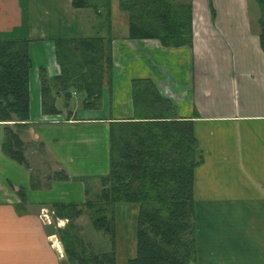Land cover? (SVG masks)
<instances>
[{
  "label": "crops",
  "instance_id": "obj_1",
  "mask_svg": "<svg viewBox=\"0 0 264 264\" xmlns=\"http://www.w3.org/2000/svg\"><path fill=\"white\" fill-rule=\"evenodd\" d=\"M177 1L192 6L191 47L164 48L157 40L128 39L126 16L112 1V58L101 102L79 117L83 107L73 92L67 103L70 109H63L64 99L56 97L59 113L41 112L39 72L43 69L48 78L58 76L55 41L92 35L95 19L86 22L83 10L74 9L71 0H0V39L28 41L32 63L29 121L10 123L24 145L27 167L3 155L0 123V264H69L42 216L51 204H82L86 186L73 178L95 175L97 168L75 172L79 166L69 158L71 148L49 131L103 127L108 168L104 165L99 175H106L108 123L130 116L136 80L151 81L176 107L178 117L194 122V136L203 152L193 184L196 264H264V53L258 24L252 20L250 0ZM99 109L108 115L93 116ZM36 142L43 147L34 145L33 153L31 144ZM35 161L37 168L32 166ZM77 162L82 165L81 159ZM48 165L55 172L63 170L70 180L49 187ZM19 189L26 202L22 211L16 208ZM128 208L136 225L137 205ZM121 223L116 222L115 229L116 264L118 253L123 261L131 242L128 222L120 230Z\"/></svg>",
  "mask_w": 264,
  "mask_h": 264
},
{
  "label": "trees",
  "instance_id": "obj_2",
  "mask_svg": "<svg viewBox=\"0 0 264 264\" xmlns=\"http://www.w3.org/2000/svg\"><path fill=\"white\" fill-rule=\"evenodd\" d=\"M113 0H71L74 9L91 10L92 35L57 40L55 58L60 74L39 72L41 112L56 115L55 98L68 103L71 92L83 109L100 102L103 79L111 66L109 45ZM259 9V44L264 53V0ZM128 22V39L157 40L164 48L191 47L192 6L177 0H117ZM29 42L0 39V123L4 124L1 151L8 159L28 166L24 145L8 126L29 121ZM107 51V52H105ZM130 116L108 123L109 170L99 177V191L85 187L82 204H51L56 219L67 220L56 229L69 264H116L114 207L137 205L135 255L126 264H196L194 170L203 152L194 136V122L178 117L176 107L149 80L132 82ZM69 117L70 114H67ZM61 174V173H60ZM62 175V174H61ZM64 176V175H63ZM55 177V176H54ZM80 181L89 182L87 178ZM25 208L24 192L19 189ZM85 209L96 232L108 238L110 251L97 254L77 234L73 222Z\"/></svg>",
  "mask_w": 264,
  "mask_h": 264
},
{
  "label": "rangeland",
  "instance_id": "obj_3",
  "mask_svg": "<svg viewBox=\"0 0 264 264\" xmlns=\"http://www.w3.org/2000/svg\"><path fill=\"white\" fill-rule=\"evenodd\" d=\"M114 1L117 2V0H114ZM249 8H250V11L253 17L252 20L257 22V19L259 17V9H257V6L253 0L249 1ZM83 14H84V19L85 20L87 19L86 22H89L91 19H95L94 13L89 9L83 10ZM111 21H112V18H111ZM109 50H110V53H112L111 43L109 45ZM111 58H112V55H111ZM65 108L70 109L68 107V104L66 105V103H64L63 109ZM79 112H80L79 117H81L84 115L83 113L86 112V110L82 109ZM99 115H108V111L106 112L105 109H99L97 110V112L93 114V116H99ZM8 126L12 128L10 124H8ZM4 127L5 125L3 124V128ZM49 134L50 136H54V137H58V136L62 137L64 139L62 142L63 146L66 148L68 147L71 148L69 149V158H72V160L76 162V165L79 166V167H75V172L76 171L83 172V170H93L97 168L96 170L97 172L93 171V172H96L95 175L92 174V172L84 174L86 175V177L84 178H87L89 182L80 181L82 178H73L74 180L72 179L73 181L82 182L87 188L91 190L90 192L92 194H89V196L93 197V195L98 193L99 191V177H100L99 172L103 169L104 165H106V167L108 168L107 156H106V160L104 159V151L106 150L105 148L106 141L104 140V128L99 127V125H97V127L95 126L87 127V125H82L78 128L75 127L74 129H69L68 131L67 130L65 131L52 130V131H49ZM56 134H59V135H56ZM2 141H3V137H2ZM39 144H41V142L32 143L31 148H33L34 145H36L35 148L37 147L42 148L43 145L42 144L39 145ZM73 146H75L77 150L75 149L72 150ZM28 151H30L29 147H28ZM33 151L36 152L34 148L32 149V152ZM77 159H81V164H82L81 166L79 165V162H77ZM36 162L37 161L33 162L34 165H32L35 168L38 167V164ZM48 164L51 165V163L49 162ZM49 165L47 169L48 170L47 174L45 175V179H47L49 187L52 184V182L70 180L63 170L55 172L50 169ZM34 176H36L37 178L38 175L35 174ZM34 180H35V177L32 180V184ZM58 192L59 191H55L56 194ZM69 193L71 194V191ZM71 197H73V194L69 195V199ZM85 199H86V195H85ZM129 208H128V205H122V204H117L114 207L115 229H116V222L121 223L120 220L123 221L121 225H119L120 230L122 229V224H125L128 222L127 230L131 238V242L127 246V251L125 254H123L124 256H122V258H124L123 261L119 258V256L121 255L120 253H118V259H117L118 264H121V263L125 264V262L128 259L132 258L135 255V242H136V227L135 226L136 225L134 223V215L131 214V211L129 210ZM47 211H48L47 214L44 213V215L48 216V213H49L50 216L48 217V221L42 215L41 216L43 217L42 220L44 221V224L48 225L47 227L48 231L51 230V232L54 233L56 232V229L64 228V226L67 224V220L63 221V226L58 227L59 224L61 223L59 221L60 219H56L54 216V213L50 209ZM82 212H83L82 216L73 222V224L75 225V228L77 229V234L79 235V237L83 240V242L86 245H88V247L92 249L93 252L97 254L109 252L111 248H110V243L108 241V238L105 237L103 234L96 232L91 225L88 212L85 209H82ZM59 247H60V244H59Z\"/></svg>",
  "mask_w": 264,
  "mask_h": 264
},
{
  "label": "bare ground",
  "instance_id": "obj_4",
  "mask_svg": "<svg viewBox=\"0 0 264 264\" xmlns=\"http://www.w3.org/2000/svg\"><path fill=\"white\" fill-rule=\"evenodd\" d=\"M60 224H62L61 226H63V221H62V223H60ZM53 240H54L55 244L57 245L56 248H58L59 252H62L61 247H59V241L56 240V239H54V238H53Z\"/></svg>",
  "mask_w": 264,
  "mask_h": 264
},
{
  "label": "built area",
  "instance_id": "obj_5",
  "mask_svg": "<svg viewBox=\"0 0 264 264\" xmlns=\"http://www.w3.org/2000/svg\"><path fill=\"white\" fill-rule=\"evenodd\" d=\"M43 217H44V218H45V219L48 221V219H47L46 215H44V214H43Z\"/></svg>",
  "mask_w": 264,
  "mask_h": 264
}]
</instances>
